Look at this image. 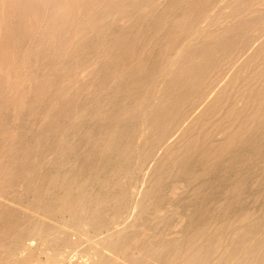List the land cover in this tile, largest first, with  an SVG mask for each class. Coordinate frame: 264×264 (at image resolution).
I'll list each match as a JSON object with an SVG mask.
<instances>
[{"label": "rangeland", "instance_id": "374dc122", "mask_svg": "<svg viewBox=\"0 0 264 264\" xmlns=\"http://www.w3.org/2000/svg\"><path fill=\"white\" fill-rule=\"evenodd\" d=\"M76 1L0 0L2 259L92 264L151 174L157 242L176 241L189 215L211 236L194 264H264V0ZM76 177L100 200L43 214ZM82 200L96 205L84 215L102 209L97 225ZM250 236L252 254L231 247Z\"/></svg>", "mask_w": 264, "mask_h": 264}, {"label": "bare ground", "instance_id": "6f19581e", "mask_svg": "<svg viewBox=\"0 0 264 264\" xmlns=\"http://www.w3.org/2000/svg\"><path fill=\"white\" fill-rule=\"evenodd\" d=\"M55 1V0H54ZM74 1V0H73ZM140 1V0H139ZM78 3V7H80V4H82V0H77L76 1ZM89 2V1H88ZM87 2V3H88ZM94 2V1H93ZM135 2V1H134ZM139 3V2H138ZM145 3V2H144ZM59 4V3H58ZM66 4V2H65ZM64 4V5H65ZM94 4V3H93ZM92 4V5H93ZM142 4V3H141ZM90 5V4H89ZM88 5V6H89ZM160 5V4H159ZM114 6V5H113ZM47 7V6H46ZM149 7V6H148ZM76 8V7H75ZM85 8V7H84ZM87 8V7H86ZM134 8V7H133ZM57 9V8H56ZM96 9V7H95ZM90 10V9H89ZM89 10L87 12H89ZM1 11V10H0ZM84 11V10H83ZM93 11H94V8H93ZM86 12V13H87ZM97 13V12H96ZM10 14V13H9ZM108 15V14H107ZM88 16V15H87ZM92 16V15H91ZM102 16V15H100ZM89 17V16H88ZM61 18V17H60ZM101 18V17H100ZM88 19V18H87ZM166 20V19H164ZM2 21V20H1ZM9 21V20H8ZM85 21V20H84ZM68 23V22H67ZM108 23V22H107ZM66 24V23H65ZM64 24V25H65ZM110 24V23H109ZM92 28V27H91ZM196 31V29H195ZM202 32V31H201ZM200 32V33H201ZM91 34V33H90ZM183 35V34H182ZM34 36V35H33ZM122 36V35H121ZM76 37V36H75ZM82 37V36H81ZM167 37V36H166ZM73 39V37H72ZM79 39V38H78ZM118 39V38H117ZM17 40V39H16ZM33 40V39H32ZM65 42V41H64ZM70 42V41H69ZM28 44H30L28 42ZM43 45V44H42ZM65 45V44H64ZM93 45V44H92ZM99 45V44H98ZM96 46V45H95ZM112 47V46H111ZM29 49V48H28ZM35 51V50H34ZM47 51V50H46ZM102 51V50H101ZM249 51V50H248ZM176 52V51H175ZM174 52V54H175ZM113 53V52H112ZM254 53V52H253ZM252 53V54H253ZM94 55V54H93ZM106 55V54H105ZM224 55V54H223ZM111 56V55H110ZM108 55V58L110 57ZM36 57H38L36 55ZM45 58V57H44ZM43 58V59H44ZM59 58V57H58ZM111 58V57H110ZM106 59V58H105ZM256 59V58H255ZM36 61V59H35ZM56 61V60H55ZM91 61V60H90ZM45 62V61H44ZM48 62V61H47ZM94 62V61H93ZM172 62V61H171ZM174 62V61H173ZM239 62V61H238ZM4 63V62H3ZM54 63V62H53ZM60 63V61H59ZM66 64V63H65ZM103 64V63H102ZM251 64V63H250ZM36 65V64H35ZM125 65V64H124ZM234 65V64H233ZM232 65V66H233ZM53 66V65H52ZM73 66V64H72ZM95 66V65H94ZM104 66V65H103ZM51 67V66H50ZM115 67V66H114ZM113 67V68H114ZM3 68V67H2ZM44 68V67H43ZM65 68V67H64ZM112 68V69H113ZM61 69V68H60ZM79 69V68H78ZM123 69V68H121ZM40 70V69H39ZM63 70V69H62ZM35 71V70H34ZM64 71V70H63ZM66 71V69H65ZM81 71V69H80ZM85 71V70H84ZM59 72V71H58ZM123 72V71H122ZM254 72V71H253ZM65 73V72H64ZM118 73V72H117ZM124 73V72H123ZM35 74V73H34ZM168 74V73H167ZM253 74V73H252ZM64 75V74H63ZM67 75V74H66ZM80 75V74H79ZM113 75V74H112ZM120 75V74H118ZM117 75V76H118ZM171 75V74H170ZM169 75V76H170ZM27 76V75H26ZM9 77V76H7ZM70 77V76H68ZM262 77V75H261ZM59 78V77H58ZM232 78V77H231ZM245 78V77H244ZM1 79V78H0ZM60 79V78H59ZM184 79H185V76H184ZM188 79V78H187ZM246 79V78H245ZM62 80V78H61ZM64 80V79H63ZM5 81V80H4ZM93 81V80H92ZM110 81V80H109ZM221 81V80H220ZM63 82V81H62ZM78 82V81H77ZM22 83V82H21ZM80 83V82H79ZM17 85V84H16ZM63 85V84H62ZM176 85V84H175ZM61 86V84H60ZM217 86V85H216ZM242 86V85H241ZM245 86V84L243 85ZM255 86V85H253ZM82 87V86H81ZM218 87V86H217ZM224 87V86H223ZM260 87V86H259ZM77 88V87H76ZM256 88V87H255ZM82 89V88H81ZM218 89V88H217ZM237 89V88H236ZM10 90V89H9ZM68 90V89H67ZM211 90V89H210ZM216 90V89H215ZM224 90V89H223ZM11 91V90H10ZM219 91V90H218ZM246 91V90H245ZM260 91V90H258ZM21 93V92H20ZM66 93V92H64ZM213 93V91H212ZM2 94V93H1ZM67 94V93H66ZM207 94V93H206ZM212 95V94H211ZM209 94V96H211ZM96 96V95H95ZM207 96V95H206ZM42 97V96H41ZM239 97V96H238ZM120 98V97H119ZM208 98V97H207ZM243 98V97H242ZM12 99V98H11ZM128 100V99H127ZM244 100V99H243ZM247 100V99H246ZM62 102V101H61ZM94 102V101H92ZM206 102V101H205ZM203 102V103H205ZM202 103V104H203ZM65 104V103H64ZM103 104V103H102ZM210 104V103H209ZM208 104V105H209ZM246 104H249V105H252V103H242V107L246 108L247 105ZM50 105V104H49ZM78 105V104H77ZM94 105V104H93ZM99 105V104H98ZM114 106V105H113ZM120 107V106H119ZM201 107V106H200ZM34 108V107H33ZM82 108V107H81ZM95 108V107H94ZM118 108V107H117ZM241 108V107H240ZM84 109V108H83ZM82 109V110H83ZM96 109V108H95ZM97 110V109H96ZM120 110V109H119ZM172 110V109H171ZM104 111V110H103ZM73 112V111H72ZM77 112V111H75ZM79 112V111H78ZM83 112V111H82ZM87 112V111H86ZM91 112V111H89ZM88 112V113H89ZM116 112V111H115ZM189 112V111H188ZM197 112V111H196ZM84 113V112H83ZM97 113V112H96ZM220 113V112H218ZM243 113V112H242ZM58 114V113H57ZM110 114V113H109ZM143 114V113H142ZM141 114V115H142ZM262 114V113H261ZM61 115V114H60ZM92 115V114H91ZM95 115V114H94ZM114 115V113H113ZM193 115V114H192ZM67 116V115H66ZM86 116V115H85ZM99 116V115H98ZM135 116V115H134ZM235 116V115H234ZM247 116V115H246ZM260 116V115H259ZM74 117V116H73ZM94 117V116H93ZM143 117V116H142ZM117 118V117H116ZM249 118V117H248ZM93 119V118H92ZM97 119V118H96ZM103 119V118H102ZM70 120V119H69ZM72 120V119H71ZM104 120H105V117H104ZM189 120V119H188ZM219 120V119H218ZM217 120V121H218ZM62 121V120H61ZM113 121V120H112ZM118 121V120H117ZM202 122V121H201ZM209 122V121H208ZM62 123V122H61ZM65 123V122H64ZM234 123V122H233ZM70 124V123H69ZM141 124V123H140ZM68 125V124H67ZM145 125V124H144ZM152 125V124H151ZM156 125V124H155ZM63 126V125H62ZM81 126V125H80ZM116 126V125H115ZM214 126V125H213ZM112 127V126H111ZM120 127V126H119ZM182 127V126H181ZM195 128V127H194ZM105 129V128H104ZM230 129V128H229ZM145 130V129H144ZM143 130V131H144ZM216 130V129H215ZM253 130V129H252ZM66 131V130H65ZM175 131V130H174ZM199 131V130H198ZM14 132V131H13ZM46 132V131H45ZM62 132V131H61ZM111 132V131H110ZM141 132V130H140ZM145 132V131H144ZM83 133V132H82ZM103 133V132H102ZM108 133V132H107ZM59 134V132H58ZM94 134V133H93ZM101 134V133H100ZM106 134V133H105ZM115 134V133H114ZM119 134V133H118ZM143 135V133H142ZM162 135V134H160ZM233 135V133H232ZM88 136V135H87ZM104 136V135H103ZM107 136V135H106ZM113 136V135H112ZM115 136V135H114ZM36 137V136H35ZM92 137V136H91ZM138 137V136H137ZM159 137V136H158ZM94 138V137H93ZM117 138V137H116ZM139 138V137H138ZM49 139V138H48ZM143 139V138H142ZM157 139V138H156ZM170 139V137H169ZM39 140V139H37ZM105 139H103V142H104ZM29 141V140H28ZM168 141V140H167ZM64 142V141H63ZM154 142V141H153ZM170 141H168L167 143H169ZM164 143V142H163ZM167 143L165 144L167 146ZM156 144V143H155ZM116 145V144H115ZM158 145V143H157ZM163 145V144H162ZM238 145V144H237ZM31 146V145H30ZM136 146V145H135ZM161 146V145H160ZM24 147V146H23ZM239 147V146H238ZM28 150V149H27ZM162 150V149H161ZM189 150V149H188ZM227 152V151H226ZM173 153V152H172ZM180 154V153H179ZM168 155V154H167ZM156 156V155H155ZM177 156V155H176ZM211 156V154H210ZM181 157V156H180ZM153 158V157H152ZM151 158V159H152ZM26 159V158H25ZM155 158H153L154 160ZM155 161V160H154ZM160 161V160H159ZM153 163V162H152ZM162 164V163H161ZM24 165V164H23ZM29 165V164H28ZM163 165V164H162ZM153 166V165H152ZM25 167V166H24ZM159 170V169H158ZM166 170V169H164ZM152 171V170H151ZM189 171V170H188ZM187 171V172H188ZM210 171V170H209ZM224 172V171H223ZM74 173V172H73ZM225 173V172H224ZM187 174V173H186ZM56 175V174H55ZM64 175V174H63ZM196 175V174H195ZM236 175V174H235ZM234 176V175H233ZM56 177V176H55ZM174 177V176H173ZM232 177V176H231ZM237 177V175H236ZM151 174L150 176H147L146 175V178L143 179L141 181V186H140V189L138 190L137 192V195L132 203V208H131V212L134 213L135 212V215L131 218L130 222L129 223H126L125 225H123L121 227V229H118V230H114L112 232H109L105 235L104 239H103V243L102 245L100 246L99 249H97V251L94 253L93 257H92V264H194L196 261H198L199 257H203L201 255V251L204 250V249H207V252L205 254H207L208 252H210V245H211V236L207 233H205L204 231H201V229H204L205 226L207 225L208 226V222L206 224H203L201 226H196L193 225L191 223V220L193 219L191 216L189 215H180L179 216V221L182 223H186L184 224V230L181 231L179 233V235L177 236L178 239L182 238L183 240H185L184 244H178L179 240L177 239L176 241L174 242H171V243H164L163 241L162 242H157L155 240V234L152 233V230H151V227L147 224V219L149 217V215H147V212L148 210H150V205H151V198H150V191L152 188H156L158 184H154L155 182L152 180L151 181ZM51 180V179H50ZM77 177L76 178H73V180L71 178L68 179V182L65 184L64 182V186L63 188H61V190L59 192H56V193H53V198L52 200H50L51 202H48V203H45L43 205V211L45 209V212L43 214H46L48 213L47 211H62L63 214H64V211L63 210H67V213L70 211V209H73L74 207L78 206V200L81 199V196L82 198H86L84 197L85 194H89L90 197H94L91 193V191L88 193L85 192H82L80 191V185H77ZM53 182L55 180H52ZM182 182V181H181ZM178 183V182H176ZM55 184V183H53ZM183 184V182H182ZM40 187V186H39ZM169 187V186H168ZM183 187V186H182ZM177 188V187H176ZM184 188V187H183ZM175 189L173 188V191ZM176 191V190H175ZM84 195H83V194ZM93 193H96V192H93ZM172 193V192H171ZM180 194H182L180 192ZM92 195V196H91ZM97 193H96V197H97ZM177 195V194H176ZM51 196V195H50ZM99 196V195H98ZM94 197V198H96ZM114 197V196H113ZM173 197V195H172ZM51 198V197H50ZM88 198V196H87ZM87 198H86V201H87ZM98 198V197H97ZM96 198V200H97ZM39 199V198H38ZM99 199V198H98ZM41 200V199H40ZM100 200V199H99ZM5 201V200H3ZM49 201V200H48ZM81 201V200H79ZM94 201V200H92ZM92 201L89 200V204L92 203ZM41 202V201H39ZM37 202V203H39ZM83 202V203H82ZM82 205H83V208H84V200H82ZM91 202V203H90ZM101 202L103 203L104 201L101 200ZM10 203V202H9ZM13 203V202H12ZM15 203V202H14ZM79 203V204H80ZM87 203L85 204L86 207L89 206L87 205ZM95 204V202H93ZM92 203V204H93ZM100 202L98 201V204ZM105 203V202H104ZM43 204V203H42ZM93 204V205H94ZM97 204V203H96ZM98 204H97V207H98ZM238 204V203H237ZM14 205V204H13ZM41 205V204H40ZM81 204L78 206L80 207ZM96 205H94L95 207ZM19 207V206H18ZM29 207V206H28ZM85 207V208H86ZM170 207V206H169ZM33 208H38V207H33ZM40 208V207H39ZM39 208H38V211H39ZM85 208L83 209V212L85 210ZM90 208V207H89ZM91 208L92 205H91ZM30 209V208H29ZM28 209V210H29ZM97 209V208H96ZM96 209L94 208L93 210L96 212ZM175 209V208H174ZM26 210V209H25ZM47 210V211H46ZM69 210V211H68ZM78 211H82V210H79V208H77ZM76 209L75 210H71V212H76L77 211ZM102 210V209H101ZM100 210V212H101ZM161 210V209H160ZM32 211H35L34 209ZM31 211V212H32ZM37 211V210H36ZM88 210L86 209V212ZM152 211V210H151ZM226 211V210H225ZM40 212L41 211V208H40ZM58 212V213H59ZM73 212V214H74ZM90 212V211H88ZM99 210L98 212L94 213L93 215L92 214H88V215H91L89 216V220L87 218V221H89V224H92V225H97L99 223V214H100ZM162 212V211H161ZM177 212V211H176ZM35 213V212H33ZM38 213V212H37ZM66 213V214H67ZM131 213V214H132ZM151 213V212H150ZM155 213V212H154ZM158 213V212H157ZM39 214V213H38ZM50 214V213H48ZM71 214V213H70ZM76 214V213H75ZM74 214V215H75ZM79 215L80 214H83V216H88V215H84V213H78ZM87 214V213H86ZM161 214V213H160ZM208 214V213H207ZM35 215V214H34ZM37 215V214H36ZM42 214H40L41 216ZM62 215V214H61ZM74 215H70L71 217L69 218V220L71 219V222H72V217ZM159 215V214H158ZM246 215V214H245ZM39 216V217H40ZM45 216H49V215H45ZM63 216L65 215H62V218ZM67 217H69V215H66ZM81 216V215H80ZM151 216V215H150ZM154 216V215H153ZM76 217V216H75ZM45 218V217H44ZM66 218V217H65ZM64 218V219H65ZM79 218V217H78ZM77 218V221L79 220ZM68 218H66L67 220ZM84 218H82L83 220ZM42 220V218H41ZM40 220V221H41ZM76 220V219H75ZM81 220V218H80ZM78 221V222H83V223H87L86 219H84L86 222L84 221ZM158 220V219H157ZM76 221V222H77ZM42 222V221H41ZM179 222V223H180ZM210 222V221H209ZM67 223V222H66ZM73 223H75V221H73ZM176 223V222H175ZM38 224H41L42 223H38ZM77 225V223H75ZM74 224V225H75ZM44 225V223H43ZM39 226V225H38ZM69 226V224H68ZM178 226V224H177ZM36 228V226H34ZM42 227V226H40ZM73 227V226H72ZM84 227V226H83ZM89 227V226H88ZM117 227V226H116ZM115 228V227H114ZM176 228V227H175ZM33 229V228H32ZM31 229V230H32ZM38 229V227L36 228ZM41 230H43L42 228H40ZM79 229V228H78ZM82 229V228H81ZM112 229V228H111ZM239 229V227H238ZM237 229V230H238ZM241 229V228H240ZM39 230V229H38ZM37 230V231H38ZM205 230V229H204ZM36 231V232H37ZM35 232V230H34ZM33 232V233H34ZM45 233L44 231H41V234ZM106 232V231H105ZM108 232V231H107ZM39 233V231H38ZM176 233V232H175ZM173 233V234H175ZM46 234V233H45ZM207 234V235H206ZM2 235H8L6 233H3L2 232V229H0V251H2ZM40 235V233H39ZM43 237H45L44 235H41ZM200 237L202 238L203 236H209V238H206L205 239H200V242L196 243V241L194 243H191V240L194 239L195 237ZM220 236V235H219ZM227 236V235H226ZM47 237V236H46ZM45 237V238H46ZM40 238V237H39ZM48 238V237H47ZM221 238V237H220ZM254 238L255 237H251L249 238V242L243 244V246L241 247V244H240V241L239 242H236L235 244H232L231 247H233L235 250L239 249V248H243L242 251L244 252H249L251 253L253 251V245H254ZM257 238H259V236H257ZM41 239V238H40ZM43 240V239H42ZM181 240V239H180ZM88 241V240H87ZM218 247V246H217ZM220 247V246H219ZM98 248V247H97ZM225 248V247H224ZM229 248V247H228ZM245 248V249H244ZM96 249V248H95ZM227 251V250H226ZM231 251V250H230ZM240 251V250H238ZM166 252V253H164ZM128 253H129V256H128ZM214 253V252H213ZM240 253V252H239ZM203 254V253H202ZM233 254V253H232ZM236 254V253H235ZM252 254V253H251ZM212 255V254H211ZM221 255V254H220ZM224 255V253H223ZM254 255V254H253ZM163 256H166L167 258H162ZM237 256V254H236ZM242 256V255H241ZM169 257V258H168ZM205 257V256H204ZM222 257V256H221ZM220 257V258H221ZM244 257V256H243ZM161 258L162 259H166V261L168 262H165V261H161ZM232 258V257H231ZM235 258V256L233 257ZM253 258V257H252ZM168 259V260H167ZM205 259V258H204ZM228 259V258H227ZM238 259V257L236 258ZM241 259V258H240ZM250 259V258H249ZM171 260V261H170ZM217 260V259H216ZM225 260V259H224ZM204 262V260H203ZM207 262V261H206ZM205 262V263H206ZM227 262V260H226ZM236 262V261H235ZM197 263V262H196ZM202 263V262H200ZM229 263V262H228ZM245 263V262H244ZM0 264H8L7 261L3 260L2 257L0 256ZM18 264V263H17ZM223 264H227V263H224ZM232 264V263H231ZM246 264V263H245Z\"/></svg>", "mask_w": 264, "mask_h": 264}]
</instances>
